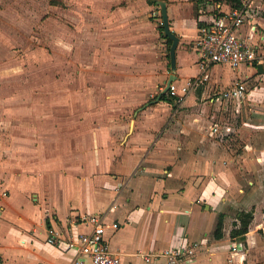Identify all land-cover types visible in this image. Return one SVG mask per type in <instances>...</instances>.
Masks as SVG:
<instances>
[{
    "label": "rangeland",
    "instance_id": "374dc122",
    "mask_svg": "<svg viewBox=\"0 0 264 264\" xmlns=\"http://www.w3.org/2000/svg\"><path fill=\"white\" fill-rule=\"evenodd\" d=\"M184 1L192 3L197 18L200 0H167L168 4L181 3L182 15L187 24L193 25L190 30L193 34L195 26L189 15V4ZM209 8L205 7V13ZM251 12L256 17H264V0H254ZM162 26L161 8L156 0H0V215L7 208L5 202L11 203L22 190L26 191L29 200L46 195L40 181L47 178L50 170L44 165L45 155L38 153L36 146L37 150L38 145L42 150L51 141L53 150L64 151L67 147L70 169L62 171L65 174L71 172V178L77 183L98 173L93 169L94 164L103 167L109 153L124 147L133 119L149 105L138 113L136 111L146 103H157L153 101L165 89L170 75L178 74L177 70H172L171 45ZM261 55L264 61V52ZM186 57L188 71L194 74L198 70L194 63L197 53L188 50ZM211 72L228 84L223 87L216 84V89H223L233 81L246 79L254 72V67L233 69L228 64H216ZM247 82L248 90L252 92L264 85V74L257 70ZM263 98L258 101H264ZM237 103H218L221 114L214 119L242 123L243 112L236 111ZM259 104L264 107V102ZM162 105L158 113L172 116L176 108L168 110L171 105L167 106L165 102ZM179 106L180 110L187 108L182 103ZM246 110L255 116L245 113V122H252L259 115L263 121L264 110L261 109L260 114L253 107ZM22 115L29 117L28 129L35 122L40 123L32 133L43 130L46 125L43 127L41 121L47 120L45 136L50 140L40 144V139L21 138ZM61 133L68 137L60 136ZM98 150L100 161L94 158ZM58 152H52L51 158H56ZM61 162L66 165L64 155ZM61 178L54 176L56 182H62ZM96 184L94 210L107 211L108 223L126 224L125 229L124 225L120 228L122 234L116 235L118 240H126L131 250L137 252L141 248L148 251L152 244L167 242L171 233L169 223L160 219L157 211L152 217L146 210L140 221L129 222L126 212L138 202L127 203L123 199L125 196L113 202L118 191L114 195L100 179ZM107 184L111 186V183ZM65 185L61 184V193L50 191V202L63 217L73 207L70 203L69 207L67 205ZM68 190L71 194L72 190ZM84 192L78 195L85 198ZM139 204L147 209L148 203L144 199ZM112 205L116 206L114 212L109 211ZM32 208L36 212L34 215H40L39 205ZM13 214L17 219L18 211ZM33 218L38 223L37 232L45 234L43 226H39L40 218ZM0 228V247L5 256L13 258L22 244L12 240L11 236L5 237L6 229ZM112 230L108 226L106 235ZM258 264H264V256Z\"/></svg>",
    "mask_w": 264,
    "mask_h": 264
},
{
    "label": "crops",
    "instance_id": "0c3cea01",
    "mask_svg": "<svg viewBox=\"0 0 264 264\" xmlns=\"http://www.w3.org/2000/svg\"><path fill=\"white\" fill-rule=\"evenodd\" d=\"M186 3L189 4V15L195 26L193 34H190L193 25L187 24L182 15L181 3L168 4L171 29L180 37L177 49L179 84H185L189 78L200 72L195 42L200 34L201 19L208 18L206 11L201 12L200 3L197 18L193 14L192 3ZM251 10L237 34L248 39L257 52L263 54L264 17H256ZM188 50L197 53L194 63L198 70L194 74L189 73V67L186 65ZM242 66H252L254 72L246 75V79L239 80L247 81L258 70L257 65ZM183 79L187 80L182 83ZM234 82L236 81L231 83ZM216 84L221 87L228 85L210 70L209 80L193 89L181 102L187 107L186 110H180L181 103L170 104L164 100L149 105L141 115L133 119L131 133L124 147L109 153L108 160L103 161V167L94 164L93 169L98 173L86 176V180L82 179L78 183L71 178V172L65 174V171H62L65 168L70 169L69 158L66 156L67 147L64 151L53 150L51 141L47 142L42 150L39 145L37 150L36 146L35 150L45 155L44 165L50 170L47 178L43 177L40 181V187L46 195L29 200L26 191L22 190L11 203L4 201L7 208L0 215V227L6 229L5 237L11 236L12 240L22 246L12 255L13 258L5 256L0 247L3 264H70L74 252L67 251L64 246L48 243L47 237L52 228L66 229L70 220L80 215H107V211L93 208V192L97 191V179L113 191L114 195L118 191L113 202L119 197L121 199V196H125L123 199H126L127 203L138 202L136 207L126 212L129 222L140 221L146 210H149L152 217L157 211L160 219L169 223L171 233L167 242L162 245L152 244L148 251L142 248L138 252L132 251L126 240L116 238L117 234H122L121 227L124 225L125 229L126 224L113 229L110 235L105 232L111 251L119 253L125 261L138 262L142 259L141 252L160 251L197 240L201 242V247L190 258L191 264H258L264 256V117L262 122L260 115L252 119V122H245V113L254 117V113L246 109L253 107L258 114L261 109L264 110L259 104L264 101H258L264 97V85L254 88L248 93V99L237 103L235 109L238 113L243 112V119L242 123L234 124L214 119L221 114L218 103L222 104L216 99V93L221 90L216 89ZM164 102L167 106H172L167 107L168 110L176 108L172 116L168 113H158ZM258 108L260 110H257ZM28 118L26 115L21 116V138L40 139V144L50 140L45 136L49 122L41 121L43 127L46 125L45 128L32 133L40 123L35 122L32 128L28 129ZM211 127H218L219 131L214 132ZM233 133L235 135L229 138ZM61 135L68 137L65 133ZM135 135L137 136L134 137ZM65 144L68 145L67 141ZM54 151H59V154L56 158H51ZM63 155L66 158L65 166L61 165ZM94 158L101 160L100 150ZM54 176L56 179L62 177L63 181L56 182ZM110 179H114V182ZM62 183L67 187V205H73L70 206L66 217L50 202V191L61 193ZM69 188L72 190L71 194ZM81 191H85V198L78 195ZM143 199L148 203L147 209L140 207L139 203ZM36 205L41 207L40 215H34L36 212L32 206ZM16 211L19 215L17 219L13 214ZM109 211H116V206H110ZM243 211L253 213L250 230L245 239L232 234L240 224ZM221 214L224 219V235L218 239L215 231ZM32 216L40 218L39 226H43L45 234L37 232L38 223ZM24 219L29 220V223ZM79 229L88 231L90 227L80 225Z\"/></svg>",
    "mask_w": 264,
    "mask_h": 264
},
{
    "label": "built area",
    "instance_id": "2783aa9c",
    "mask_svg": "<svg viewBox=\"0 0 264 264\" xmlns=\"http://www.w3.org/2000/svg\"><path fill=\"white\" fill-rule=\"evenodd\" d=\"M254 0H242V5L232 7L228 1L200 0V10L210 6L208 18L201 19L200 34L195 42L198 53L199 74L191 77L185 84L173 81L168 93L176 97L177 103L185 100L188 94L197 89L210 78V70L216 64H228L238 69L244 64H263L262 55L256 47L237 33L244 25ZM206 13V14H207ZM264 74V73H263ZM248 83L238 80L216 93L219 102H242L248 95ZM218 132V127H211ZM80 225L90 230H80ZM118 229L119 221L108 223L106 215H80L70 220L66 229L52 228L47 242L56 246H64L67 251L74 252L70 264H191L190 258L200 249L201 242L194 240L183 246H174L160 251L141 252V261H125L119 253L112 252L105 232L107 227Z\"/></svg>",
    "mask_w": 264,
    "mask_h": 264
},
{
    "label": "water",
    "instance_id": "95a60500",
    "mask_svg": "<svg viewBox=\"0 0 264 264\" xmlns=\"http://www.w3.org/2000/svg\"><path fill=\"white\" fill-rule=\"evenodd\" d=\"M157 4L160 6L161 8V17H162V21H163V26H164V31H165V35L167 37H169L170 39H172V44L170 47V59H171V67L172 70L175 72L178 68V62H177V49L180 43V37L179 35L174 32L171 29V24H170V16H169V7H168V2L167 0H156ZM258 70L261 74L264 73V65L263 64H259L258 66ZM178 75L176 73H172L170 75L169 80L167 81V85L165 87V89L163 90V92L158 96V98L153 101V102H158L161 100V96L163 93H166L170 87V84L173 81H176L178 79ZM152 103V102H151ZM151 103H146L143 107H140L136 113H138L139 110L145 108L146 106L150 105Z\"/></svg>",
    "mask_w": 264,
    "mask_h": 264
},
{
    "label": "trees",
    "instance_id": "16d2710c",
    "mask_svg": "<svg viewBox=\"0 0 264 264\" xmlns=\"http://www.w3.org/2000/svg\"><path fill=\"white\" fill-rule=\"evenodd\" d=\"M220 1H224V0H220ZM226 1L231 3L232 7H237V6H241L242 5V0H226ZM198 16H199V14H198ZM161 20H162V17H161ZM162 23H163V21H162ZM162 29L164 30V26H162ZM165 37L167 38V42L171 45L172 42H173L172 39H170L166 35H165ZM161 100L167 101L170 104H174L175 102H177L176 101V97L170 95V93H168V92L162 94ZM252 219H253V213L251 211H243L241 213V216H240V224H239V226L236 229H234L233 232H232L233 236H239L242 239H245L246 238L245 237L246 234L250 230V224L252 222ZM48 225H50L49 221H48ZM237 225L238 224L236 223V226ZM223 228H224V219H223V214H221L220 218H219V221H218V224H217L216 231H215L216 238L220 239V238L223 237V235H224ZM0 264H3L1 256H0Z\"/></svg>",
    "mask_w": 264,
    "mask_h": 264
}]
</instances>
